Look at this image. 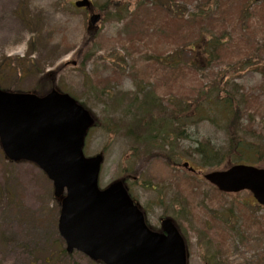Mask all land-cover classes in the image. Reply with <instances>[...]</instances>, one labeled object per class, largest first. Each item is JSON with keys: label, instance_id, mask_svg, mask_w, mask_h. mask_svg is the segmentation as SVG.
Wrapping results in <instances>:
<instances>
[{"label": "rangeland", "instance_id": "374dc122", "mask_svg": "<svg viewBox=\"0 0 264 264\" xmlns=\"http://www.w3.org/2000/svg\"><path fill=\"white\" fill-rule=\"evenodd\" d=\"M161 1L168 2L92 0L102 20L88 31L90 14L76 8L75 0H0V87L37 91L50 74L59 91L81 100L96 118L84 152L86 156L104 155L100 187L127 176L126 185L133 189L130 191L142 205L150 207L151 225L157 226L159 217L168 214L176 217L188 236V264H208L204 258L216 253V248L221 250V264H264V207L251 192L224 195L204 179L195 180L183 167L176 166L190 160L205 172L226 167H203L183 151L179 161L170 162L156 151L136 155L133 147L138 145L127 135V124L135 115V111L128 112L135 108L131 93L138 85L149 88L146 91H152L155 85L167 105L168 90L193 103L200 91L206 92V83L214 85L209 81L216 73L227 71L233 62H238L236 67L241 69L234 73L233 80L257 97L264 114V77L259 70L264 66V52L252 56L251 65L246 63L242 44L225 55L231 60L215 62L209 69L205 67L208 57L200 53L204 59L200 58L201 67L192 66L191 50L181 53V60L187 62L181 68L173 61L178 47L182 52L181 46L188 47L202 32L240 39L248 33L243 25L250 36H258L264 28L260 19H239V3L244 0H228L218 6L208 0H173L172 6ZM213 13V20H218L215 23L208 20ZM199 106L187 114L196 115L188 134L192 138L198 135L211 145H224L227 137L221 113L209 114L206 107ZM256 120L263 121L264 115ZM184 139L180 149L192 143ZM179 196L185 200L183 204ZM60 211L53 182L45 172L31 162L10 161L0 144V264H103L82 252L66 251L58 229ZM191 223L200 225L196 229L215 240L211 244L199 242L186 229Z\"/></svg>", "mask_w": 264, "mask_h": 264}, {"label": "water", "instance_id": "95a60500", "mask_svg": "<svg viewBox=\"0 0 264 264\" xmlns=\"http://www.w3.org/2000/svg\"><path fill=\"white\" fill-rule=\"evenodd\" d=\"M100 19L92 14L91 25ZM94 123L70 94L53 89L41 97L0 88V142L6 156L38 164L53 180L56 197L66 191L59 231L68 252L79 250L105 264H187L184 238L171 219L163 221L162 233L154 232L122 181L99 188L103 155L86 157L83 151ZM184 166L194 170L188 162ZM205 178L225 192L249 189L264 205V168L236 164Z\"/></svg>", "mask_w": 264, "mask_h": 264}, {"label": "trees", "instance_id": "16d2710c", "mask_svg": "<svg viewBox=\"0 0 264 264\" xmlns=\"http://www.w3.org/2000/svg\"><path fill=\"white\" fill-rule=\"evenodd\" d=\"M227 1L228 0H208L207 3L218 6ZM172 3L173 0H168L167 3L162 2V4H169L170 6H172ZM245 4L248 6H245ZM160 6L163 7L162 5ZM207 6L211 7L209 4H207ZM238 15L240 16L239 19L245 17L246 21L249 20L254 22L260 19L259 24L264 28V0H262L261 3L253 2L252 0L240 2ZM214 18L215 15L213 13V16L208 20L211 21V23H215L218 20H213ZM234 18H232L231 23ZM177 19L179 21H184L183 18ZM243 26L248 33L244 34L240 39L233 35L224 38L222 34L210 33L209 35L206 32H202L197 38H193L191 45L185 48L181 46L182 52L178 50V47L177 57L173 60L174 66L179 69L187 64V62L181 60V53L191 50L194 53L191 58L192 66L198 69L199 67L197 66H200L202 61H204L201 57V55H203V57H208V65L206 64L205 67L209 69L215 62L231 60V58H227L225 55L237 50V45L239 46L240 44L245 48L242 50V53L247 57L246 63L251 65L252 56L257 57L255 54L264 52V31L261 34L259 33L258 36H250L248 27L246 25ZM90 55L91 54L88 56ZM262 61V64H264V60ZM237 64L238 62H233L228 66L227 71L222 70L221 73H216L215 79L209 81L214 85L208 86L206 83V92L200 91L198 100L196 99L193 103H190L181 94L175 93V90H168L166 97L169 103L167 105L163 102L159 89L155 85L151 87L153 89L152 91H146L149 88L138 85L137 91L131 93L133 94L132 100L135 104V108L132 106L128 109L130 114L135 111V115L127 124V135L133 140L135 145H138L136 148L133 147L135 154L144 155L147 152L156 151L155 154L164 156L170 162L172 159L179 161L180 152L183 151L184 154L188 155L186 156L187 158L197 161L198 164L203 167H227L234 163L262 164L264 166V120L258 123L256 122V119L259 116L262 118L264 114L259 110L257 97L245 88L242 83L233 80L235 78L233 76L234 73L241 70L240 68L237 69ZM168 65H171L170 62ZM59 69L60 67H58L56 72H58ZM259 70L264 77V66L263 68H259ZM170 71H172L171 67ZM53 78L54 75L49 74L47 78L37 86V91L35 90V92L39 95H44L53 89L55 87L52 80ZM202 89L205 91L204 87ZM111 95L110 93V96ZM117 105H120L119 99L117 100ZM199 105L206 107L209 114L215 112L221 113L222 125L226 129L227 137L224 145L218 146L220 144L216 143L211 145L208 141H206V145L204 141L199 139L198 135H193L192 138L191 135L188 134L189 132L187 131H189L190 124H192V119H194L196 115L187 114L195 112L194 110ZM250 117L252 119H250ZM184 138L192 140V143H190L191 145H184V148H187L185 150L183 147L180 149L179 146L181 145V140H186ZM180 165L181 162H179L176 167ZM188 175L192 178H197L195 174L190 173ZM184 202L185 200L179 196V203L183 204ZM186 209L189 210L188 208ZM191 224L186 226V229L190 234L197 237L199 242L211 244L212 241L215 240L213 236L207 237L206 232L202 229L197 230L196 227L200 225L193 224L191 226ZM179 227L185 235L186 233L183 227L180 225ZM186 237L188 238V236ZM221 239L223 242L225 241L224 236ZM187 242L189 243L188 239ZM215 252L216 253L212 255L208 254L204 258L205 263L221 264L219 258L221 257V250L216 248Z\"/></svg>", "mask_w": 264, "mask_h": 264}, {"label": "flooded vegetation", "instance_id": "af4514ba", "mask_svg": "<svg viewBox=\"0 0 264 264\" xmlns=\"http://www.w3.org/2000/svg\"><path fill=\"white\" fill-rule=\"evenodd\" d=\"M136 178H137V176H133V179H136ZM155 188H156V187H155ZM127 189H128V191L130 192V195H131L132 198L134 199L135 203H136L137 205L140 206V209H141V211H142L143 214H144V217H145V220H146V223L148 224V226L151 227V228H157V229L161 228V226H162V222H163V220H164L165 218H164V217H162V218L159 217V220H157L158 225H157V226H153V225H151V224H150V219H149V211H150V207L148 208L147 206L142 205V204L138 201V199L133 195V193H132L133 189H132L131 186H129V184H128V186H127ZM130 190H132V191H130ZM161 204H163V199L161 200Z\"/></svg>", "mask_w": 264, "mask_h": 264}]
</instances>
